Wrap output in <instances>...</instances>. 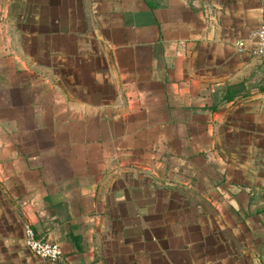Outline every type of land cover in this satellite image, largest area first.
Instances as JSON below:
<instances>
[{
	"label": "crops",
	"instance_id": "1",
	"mask_svg": "<svg viewBox=\"0 0 264 264\" xmlns=\"http://www.w3.org/2000/svg\"><path fill=\"white\" fill-rule=\"evenodd\" d=\"M263 23L264 0H0V264H264Z\"/></svg>",
	"mask_w": 264,
	"mask_h": 264
},
{
	"label": "built area",
	"instance_id": "2",
	"mask_svg": "<svg viewBox=\"0 0 264 264\" xmlns=\"http://www.w3.org/2000/svg\"><path fill=\"white\" fill-rule=\"evenodd\" d=\"M252 41L255 43V53L264 60V23L254 32ZM245 45L246 40L237 42L240 51L245 48ZM25 243L30 251L44 260L56 262L63 256L59 243L42 239L30 225L25 228Z\"/></svg>",
	"mask_w": 264,
	"mask_h": 264
},
{
	"label": "water",
	"instance_id": "3",
	"mask_svg": "<svg viewBox=\"0 0 264 264\" xmlns=\"http://www.w3.org/2000/svg\"><path fill=\"white\" fill-rule=\"evenodd\" d=\"M98 264H100V263H98Z\"/></svg>",
	"mask_w": 264,
	"mask_h": 264
}]
</instances>
